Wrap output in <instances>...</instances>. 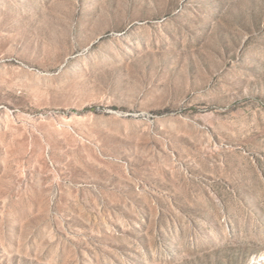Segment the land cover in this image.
Returning <instances> with one entry per match:
<instances>
[{
  "label": "rangeland",
  "instance_id": "374dc122",
  "mask_svg": "<svg viewBox=\"0 0 264 264\" xmlns=\"http://www.w3.org/2000/svg\"><path fill=\"white\" fill-rule=\"evenodd\" d=\"M0 264H264V0H0Z\"/></svg>",
  "mask_w": 264,
  "mask_h": 264
}]
</instances>
